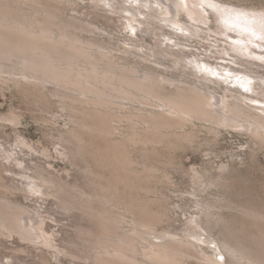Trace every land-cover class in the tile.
<instances>
[{
    "label": "bare ground",
    "instance_id": "obj_1",
    "mask_svg": "<svg viewBox=\"0 0 264 264\" xmlns=\"http://www.w3.org/2000/svg\"><path fill=\"white\" fill-rule=\"evenodd\" d=\"M93 1L96 6L101 5L100 0ZM218 2L219 6L214 4L217 6L214 8L225 24L226 30L221 34L226 37L223 42L228 46L217 45L218 49L211 53L231 57L226 58L229 61L221 68L237 76V73L242 74L237 87L212 78L211 73L202 74L200 61L194 68V62L188 61L182 47L183 42L192 41L190 39L208 41L204 35L209 36L207 32L211 31L212 12L207 8L203 7L201 11L185 6L180 0H153L147 6L149 14L154 16L153 21L164 22L173 29L168 41L174 45L161 40L162 45L167 44L166 48L151 45V52L158 58H161L159 50L169 58L175 57L170 60L175 66L154 62L149 56L141 58H145L147 64L154 62L163 66L165 72L175 70L177 66L196 69H192L195 72L192 75L197 78L183 72L181 78H176L150 67L145 60H141L143 64L123 63V60H117L108 46L103 45L105 42L101 44L84 38L81 34L93 36V32H87L90 31L89 22H81L65 12L66 6L74 4L73 0H0V87L14 83L26 95H43L45 99L49 94L44 93L47 86L61 88L66 93L64 98L57 96V100H63L64 107L73 110V123L76 125L74 130H69L71 135L65 132L69 138L63 136L72 144L68 153L76 159L89 155L107 171L98 173L88 169L86 173L91 176L86 177L91 178L88 181L91 190L80 194L76 187L69 189L56 177L43 174V170L38 174L39 180L29 176L31 192L35 190L33 193L37 195L48 196L52 189L65 210L79 211L92 222L93 228L81 226L78 232L83 237L89 235L93 238L92 254L88 255L90 264H192L188 261L193 259L206 264H264V211L256 206L237 204L229 198L217 196L218 200H212L214 202L201 198L200 193L206 192L210 186H227L228 182L223 180L228 166L220 167L218 176L211 175L209 170H193L188 174L193 184L190 192L196 198L199 213L189 220L185 235L158 232L156 223L167 218L168 213L151 207V203L160 199L154 196L157 188L153 184L159 176L157 168L145 159L151 155L160 156L165 150L174 155L172 152L176 153L177 149L197 145L201 139L199 124L212 135L208 137V144L217 142L223 130H236L250 134L258 149H264V109L248 103L256 100L264 106V73L260 71L264 68V53L252 49L254 38L260 34L255 30H264L261 21L264 12ZM136 3L139 0L124 1L121 14L126 20L124 24L133 28L134 23H139L155 29V22L141 20L134 14L139 9L134 6ZM204 3L209 2L205 0ZM231 11L255 13V22L233 23L228 16ZM183 16L187 18L182 19ZM161 24L156 29H162ZM251 28H254L255 35L248 42L241 34ZM135 36L139 38L136 34L133 38ZM137 38V42L131 38L128 40L130 43L124 44L126 51L122 59H125L123 56L132 58L140 55L139 52L147 47ZM219 47H223L222 50ZM206 53L209 57L208 50ZM237 67L246 68L244 71ZM251 78L257 83L251 88L255 97L250 98L241 88L245 87L244 80ZM217 88L224 89V93ZM20 120L15 113L0 116V124L8 122L17 126ZM119 122L126 123L123 132H119ZM86 137L91 138L90 143ZM137 154L148 158L143 157V162L140 156L137 157L143 162L139 165ZM168 160V165L165 161L167 169L174 162L171 158ZM4 171L0 163V187L8 188L4 184ZM166 171L160 177L170 183L171 178ZM217 208L236 212L241 219L240 227L230 224L225 213L217 211ZM120 211L127 212V216H131L129 213L138 215L137 222L133 218H125ZM45 222L40 211L30 212L0 193V237L13 238L16 235L23 242L50 249L54 236L46 231ZM129 222L131 225L125 228ZM217 227L220 230L215 235ZM42 264H49L48 260L44 259Z\"/></svg>",
    "mask_w": 264,
    "mask_h": 264
},
{
    "label": "rangeland",
    "instance_id": "obj_2",
    "mask_svg": "<svg viewBox=\"0 0 264 264\" xmlns=\"http://www.w3.org/2000/svg\"><path fill=\"white\" fill-rule=\"evenodd\" d=\"M73 1V5L70 7L66 6L65 12L68 13L67 16H75V18L81 20V22H89L90 31L87 32H93V36L88 33L81 35H84L83 37L89 40H96V42L101 44L105 42L106 44L103 45L109 47L111 53L115 55L117 60H123V63L133 64L134 62V64H143L141 60H145V58H141V56L144 55L149 56L154 62L159 61V63L175 66V63L170 61L175 57L169 58L159 50V56H161V58H158L157 54L151 52L152 46H163V48H166L167 44L174 45V42L168 41V37L173 35V29L171 27L166 26L163 22V24L160 23L163 28L156 29L159 28L160 24L157 20L153 21L154 16L149 14V8L147 7L150 5V1L153 0H139V3L134 5L139 8L134 14L141 20H151V22H155V29L139 23H134L133 28H129L125 25L124 23H126V20H123L121 17L125 0H100V6H96L93 0ZM129 1L134 2V0ZM180 1L185 6L195 7L201 11H203L204 7L212 12L210 16L212 18L211 31L207 32L209 36L207 34L204 35L207 37L208 41L198 38L190 39L192 41H186L182 44V47L186 50L188 61L192 60L194 62V68L197 67L196 65L198 64L201 65L200 72H202V74L211 73L212 78L223 80V82L232 84V87H237V83L242 80V74L237 73V76L235 73L224 71L221 68L222 64H227V61H229L226 60V58L230 59L231 57L228 55L222 56L211 53L213 50L218 49L215 47L217 45H222L224 48L228 46V44L223 42V39H226V37L221 34L222 30H226L225 24L222 21L221 14L218 13L215 8L219 6L218 1H220L221 4H226L231 7L234 6L239 9L244 8L249 10L253 8V10L256 9L260 12H264V0H211V2L214 1L212 2L213 4H217L215 8L205 4V0ZM207 2H209V0H207ZM140 12L145 13V15ZM185 18H187V16H183L182 19ZM151 26H153V24H151ZM243 26H245V24H243ZM252 29L254 28H251V31L246 30L244 34H241L247 38L248 42L254 38ZM230 32H233L232 34L235 35L238 34L236 31ZM255 32L260 34L258 37L254 38L253 42H255V44H253L252 49L264 53V30L259 31L256 29ZM135 34L139 35V38H137V36H135V38L141 40L147 47L139 52L140 55H135L132 58L123 56L125 59H122L121 57L126 51V46L124 44L130 43L128 40L131 38L133 41L137 42V40L133 38ZM251 36L253 38H251ZM161 40L166 41L167 44L162 45ZM207 42H209V44ZM223 47H219V50H222ZM207 50L209 52V57L206 53ZM198 61H200V63H198ZM154 62L153 64H147L145 60V63L150 67L157 68L158 70L161 69L165 72L163 66H157L155 65L157 63ZM263 64L262 62V65ZM193 67L188 66L183 69L177 66L175 70L171 69L165 73L176 78H181V72H183V74H188L191 78H194L192 76L195 75H192V73H195L194 71L196 69ZM237 68L245 71L246 67ZM192 69H194V71H192ZM260 71L264 73V68L260 69ZM218 73L224 74V78ZM218 76L222 77L218 78ZM195 78L197 77L195 76ZM244 82L245 87L241 88L243 93H247L250 98L252 96L255 97L252 95L251 88L256 85V80L251 78L244 80ZM167 86L170 87L169 85ZM0 88V116H9L11 113H15L21 118L17 126H13L8 122L0 124V163L5 168L4 184L8 187H0V193L30 212L40 211L46 221V231L54 236V242L50 249L44 248L43 246H33V244H29V242H23V240H19L16 235L13 236V238H6L5 236L0 237V264H11L13 262H19V264H42L44 259L48 260L49 264H90L88 255L92 254L93 238L89 235L83 237L78 232L81 226L93 228L92 222L86 217H83L79 211L65 210L52 189L51 192H49L51 195L41 196L33 193L35 190L31 192V189L28 188V183L31 182V178L33 177L35 180H39L38 174L42 173L43 170V174L47 173V176L56 177L68 186L69 189L76 187L79 194L82 192L89 193L91 188L89 187L90 182L88 181L91 180V178L87 179V177L91 175L89 176L87 171L93 170L98 173H105L107 171L99 167L92 158L88 157L89 155H86L82 159H76L68 153L72 149V144L66 138L67 136L69 138V135H71L69 133L72 131L69 130H74L76 125L73 123V110L64 107L63 100H57V96H59V98L63 96L64 98V94L66 93L63 92L61 88L47 86V90H44V93L47 92V94L49 93L51 95L48 94L50 98L46 95L47 100L43 95H40V97L39 95H37V97L31 93L30 95L29 93L26 95V93L14 83L3 85ZM217 90L224 93V89L222 88H217ZM248 103L255 108L263 107L264 109V106L258 104L256 100L253 102L248 101ZM63 108H65L64 112ZM118 124H121V122ZM124 126H126V123L119 126V132H123ZM197 128L200 129L201 133H199V135L201 139H199V142H203V146L198 143L193 147L191 146L192 148L189 146L182 148L183 150L180 148L177 149L178 151L176 150V153L172 152L174 155H171L164 149L166 152L161 151L160 156L158 155L159 157L157 155H153L155 157L151 155L152 157L149 156V159L145 156L148 158V160L145 159V161L149 165H154L157 168V176H159V179L156 180L159 181H153L155 188H157V194H154V196L157 197V199L160 198L159 200L162 199L161 201L158 200L153 202L154 204L151 203V207L155 211H167L168 213L167 218L162 222L156 223L158 232H169L171 234L183 236L186 234V230H188L189 220L193 217H197L199 207L195 202L196 198L191 195L193 184L189 176L193 170H209V173H212L211 175L218 176L220 167L223 165L228 166V170L224 173L223 181L228 182L227 186L230 188L224 185L217 186L216 188L215 186H210L206 192L200 193L202 194L201 198H207L209 202L218 200L217 196L221 199L229 198L237 204L256 206V208L264 211V149H258L250 134L236 130H223L217 142H210L208 144L207 140L211 138L212 135L205 132L207 130H203L201 124H199ZM119 132L118 135L120 136L121 134H119ZM63 136H66V138ZM86 141L90 143L91 138L88 139V137H86ZM200 145L202 147H200ZM164 153H166L168 157ZM161 154L165 156L162 157ZM141 155L142 154H137L135 157L137 159V157L139 158L140 156L139 159L141 160L142 158L144 162V155ZM156 158L158 160H156ZM169 158L174 160V162L172 165L170 164V168L168 167L167 169L165 161L168 165L169 160L167 161V159ZM139 159H137V161H140ZM138 163L139 165L142 164L141 161ZM166 170L171 178L170 183L164 180L162 181L160 177L161 174L162 176L165 174ZM29 176H31V178H29ZM47 190H49V188ZM155 197L153 198L156 199ZM219 209L221 208H217L216 210L219 212L223 211L230 224L237 228L240 227L239 224L241 225V219L236 212L232 211L234 212L232 213L231 210ZM121 214L125 216V218H129V220L133 218V220L137 222L138 215L129 213L131 216H127V212H121ZM123 225L125 226V224ZM127 225L128 226H125V228H129L131 222ZM248 227L247 225V229L250 230V227ZM219 230V227L214 229L215 235L218 234ZM204 246L207 245L204 244ZM218 256H221V254ZM87 260H89V262H87ZM191 261L192 264H206L198 263L196 259L189 260L188 263H191Z\"/></svg>",
    "mask_w": 264,
    "mask_h": 264
},
{
    "label": "snow or ice",
    "instance_id": "obj_3",
    "mask_svg": "<svg viewBox=\"0 0 264 264\" xmlns=\"http://www.w3.org/2000/svg\"><path fill=\"white\" fill-rule=\"evenodd\" d=\"M209 7H216V5H214L211 0H209L208 3ZM229 19L232 20L233 23L235 22H239V21H243L245 23H252L255 22V17L256 14L255 13H247L244 11H231L228 13ZM251 17V20H249L248 18ZM234 18V20H233ZM261 21H262V26H264V15H262L261 17ZM228 22V21H226ZM253 35H255V32L252 33Z\"/></svg>",
    "mask_w": 264,
    "mask_h": 264
}]
</instances>
